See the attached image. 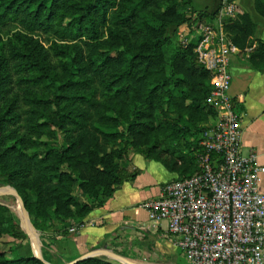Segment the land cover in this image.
I'll return each instance as SVG.
<instances>
[{
	"label": "trees",
	"instance_id": "16d2710c",
	"mask_svg": "<svg viewBox=\"0 0 264 264\" xmlns=\"http://www.w3.org/2000/svg\"><path fill=\"white\" fill-rule=\"evenodd\" d=\"M191 0H0V185L17 190L44 242L68 234L133 176L131 153L179 179L200 171L204 133L217 120L207 104L210 72L198 62ZM264 16V4H257ZM191 28L186 45L171 30ZM238 51L264 43L247 14L224 20ZM28 236L0 204V239ZM18 245V244H16ZM0 251V264H45ZM52 261V262H51ZM55 261V262H54ZM74 260L56 254L51 264ZM76 264H115L90 257ZM118 264V263H117Z\"/></svg>",
	"mask_w": 264,
	"mask_h": 264
},
{
	"label": "built area",
	"instance_id": "2783aa9c",
	"mask_svg": "<svg viewBox=\"0 0 264 264\" xmlns=\"http://www.w3.org/2000/svg\"><path fill=\"white\" fill-rule=\"evenodd\" d=\"M221 2L216 25L193 27L200 37L198 62L212 77L207 104L218 114L200 144V171L165 184L161 196L141 208L150 222L167 223L188 264H264V194L259 188L264 166L257 154L242 152V128L230 95V55L238 49L224 32V20L239 10L235 0ZM96 225L87 218L68 231L76 234Z\"/></svg>",
	"mask_w": 264,
	"mask_h": 264
},
{
	"label": "crops",
	"instance_id": "0c3cea01",
	"mask_svg": "<svg viewBox=\"0 0 264 264\" xmlns=\"http://www.w3.org/2000/svg\"><path fill=\"white\" fill-rule=\"evenodd\" d=\"M191 1L195 14H214L222 5L221 0ZM258 2L264 4V0H235L239 13L249 15L257 26L256 38L264 43V16ZM171 32H180L186 40L194 38L188 26ZM254 49L230 55V95L242 128V152L257 154L258 163L264 166V65L250 63ZM119 164L132 179L121 184L105 204L94 207L88 219L95 220L96 226L57 236L59 253L68 260L96 254L115 264H188L168 234L167 223L150 222L141 208L143 202L159 198L163 186L179 175L138 153H131ZM259 188L264 194V175Z\"/></svg>",
	"mask_w": 264,
	"mask_h": 264
},
{
	"label": "rangeland",
	"instance_id": "374dc122",
	"mask_svg": "<svg viewBox=\"0 0 264 264\" xmlns=\"http://www.w3.org/2000/svg\"><path fill=\"white\" fill-rule=\"evenodd\" d=\"M173 33L174 32H170V34L172 35ZM176 39L178 40L180 44H183V45L185 44L182 41V39L184 38L180 32L176 33ZM3 189H4V186L0 185V191H2ZM2 192L3 194H0V204H5L12 210L15 216L16 222L20 225L22 230L23 228L26 230H30V225L28 224L26 226L24 223V220H23L24 215L21 213V206L17 203L16 197H14L13 195H9L11 193V190L6 189V190H3ZM26 235L28 236V240L23 241L22 243L17 240H14L13 238L7 235L3 236L2 239H0V251H6L8 252V255L11 256V252H9L10 248L13 246H17L16 250L18 251L19 254H23V255L33 254L34 256L37 255L38 257L42 258L45 262L49 264H51L49 262V257H52L55 259L57 253L58 255L62 257V255L58 251L59 249H57L58 247L57 240L55 239L51 240L50 238H48L46 241L43 242L41 240L40 233H39V236L36 238L30 237L27 233Z\"/></svg>",
	"mask_w": 264,
	"mask_h": 264
},
{
	"label": "water",
	"instance_id": "95a60500",
	"mask_svg": "<svg viewBox=\"0 0 264 264\" xmlns=\"http://www.w3.org/2000/svg\"><path fill=\"white\" fill-rule=\"evenodd\" d=\"M11 190V193L9 195H13L14 197H16V200H17V203L21 206V213L24 215L25 219L29 222V225H30V230H26L23 228V230L32 238H36L39 236V232L36 230V228L34 227V225L32 224L31 222V219H30V216L24 206V203L19 195V193L17 192V190L13 187H10V186H4V189L3 190ZM2 190V191H3ZM0 191V194H3V192ZM96 254H89V255H86V256H83L77 260H74L73 262H70L68 264H76L84 259H87V258H90V257H95ZM36 258L42 260L45 264H49L47 262H45L42 258L38 257L37 255H35Z\"/></svg>",
	"mask_w": 264,
	"mask_h": 264
},
{
	"label": "bare ground",
	"instance_id": "6f19581e",
	"mask_svg": "<svg viewBox=\"0 0 264 264\" xmlns=\"http://www.w3.org/2000/svg\"><path fill=\"white\" fill-rule=\"evenodd\" d=\"M23 220H24L25 225L27 226L29 224L28 221L25 219V217Z\"/></svg>",
	"mask_w": 264,
	"mask_h": 264
}]
</instances>
